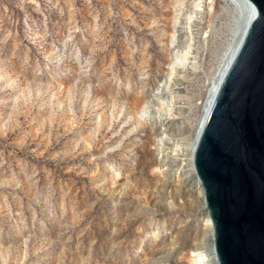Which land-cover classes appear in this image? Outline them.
Here are the masks:
<instances>
[{
	"label": "rangeland",
	"instance_id": "1",
	"mask_svg": "<svg viewBox=\"0 0 264 264\" xmlns=\"http://www.w3.org/2000/svg\"><path fill=\"white\" fill-rule=\"evenodd\" d=\"M203 1L0 0V264L202 263L186 138L236 16Z\"/></svg>",
	"mask_w": 264,
	"mask_h": 264
},
{
	"label": "water",
	"instance_id": "2",
	"mask_svg": "<svg viewBox=\"0 0 264 264\" xmlns=\"http://www.w3.org/2000/svg\"><path fill=\"white\" fill-rule=\"evenodd\" d=\"M236 1L253 13L201 127L193 164L217 263L264 264V0Z\"/></svg>",
	"mask_w": 264,
	"mask_h": 264
},
{
	"label": "bare ground",
	"instance_id": "3",
	"mask_svg": "<svg viewBox=\"0 0 264 264\" xmlns=\"http://www.w3.org/2000/svg\"><path fill=\"white\" fill-rule=\"evenodd\" d=\"M224 1L227 4V7L232 8L236 12V16L234 17L233 24L231 27L232 34L229 36V38L227 40L226 48L223 51L220 63H219L218 68H217V71H216L214 77L212 78L211 87H210L208 95L206 97V101L204 104V108H203V112H202L200 122H199L198 127H197V131L193 136L186 138L187 154L189 157V160L186 163V167H187L186 171L190 172L191 175L195 176V178H194L195 181L192 183V186L195 189H197V191L200 193L203 201H204V194L202 191V187H201V185L197 179V176H196V173L194 170V164H193L194 148H195L201 127L204 124V121L206 119L207 112L210 108V105H211L213 99H214L216 90L220 84V81L222 80L223 75L225 74L230 62L232 61L234 55L236 54V52L238 50V47H239V44L241 42L243 33H244L246 26H247V23H248V19L246 17L247 16L250 17L253 13V8L246 3H241L242 4L241 5L236 0H224ZM203 2H204L203 0H200V2H198L195 5L196 10H194V12H195L196 16L198 15L199 12L202 11L201 9L204 6ZM242 9H245V10H242ZM243 12H245V13H243ZM186 33H189L192 36L193 30L191 28H189V31H186ZM192 55H193V53H192ZM189 58H191L190 51L185 54V57L182 60V63L178 64V62H174L175 64L170 67L171 71H173V70L175 71L178 67H180V65L181 66H188V67H190V65L193 66L196 62L195 61L190 62L188 60ZM191 69H193V67H191ZM193 70H195V69H193ZM172 74H173V72L169 73L168 77H166V79L164 80L163 85L160 88V96L168 95L169 92L174 90V88L172 87V81H173ZM175 87H176V85H175ZM181 98H182V96H181ZM174 99H175L174 95L172 94V96L170 97V104L173 103ZM168 116H169L167 119L168 122L173 120L174 115H173L172 110L169 111ZM187 179H188V177L185 178V180H187ZM204 204H205V202H204ZM206 213H207L206 227H207L208 236H209V244L207 246L208 247V250H207L208 254H206V255L200 254L199 255L198 258L202 261V263H199V264H218L217 260H216L215 253H214V248H213V225H212V222L209 218L207 211H206Z\"/></svg>",
	"mask_w": 264,
	"mask_h": 264
}]
</instances>
